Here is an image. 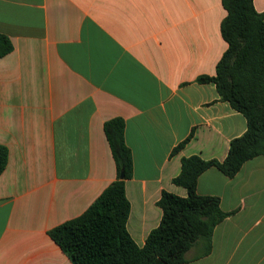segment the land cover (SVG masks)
Instances as JSON below:
<instances>
[{
    "label": "crops",
    "instance_id": "crops-1",
    "mask_svg": "<svg viewBox=\"0 0 264 264\" xmlns=\"http://www.w3.org/2000/svg\"><path fill=\"white\" fill-rule=\"evenodd\" d=\"M264 11V0H253ZM222 0H0V264H73L50 236L117 177L104 123L125 121L133 171L125 179L127 229L139 246L157 227L164 190L193 154L223 160L247 129L214 75L228 43ZM193 132L185 145L175 147ZM197 192L229 214L211 248L195 243L181 264H264V155L233 176L211 166Z\"/></svg>",
    "mask_w": 264,
    "mask_h": 264
},
{
    "label": "trees",
    "instance_id": "trees-1",
    "mask_svg": "<svg viewBox=\"0 0 264 264\" xmlns=\"http://www.w3.org/2000/svg\"><path fill=\"white\" fill-rule=\"evenodd\" d=\"M222 4L227 13L220 28L228 46L215 74L197 80L216 84L220 97L245 116L246 131L230 141L223 160L197 154L182 157L173 182L184 186L187 195L162 192L157 202L163 211L161 222L139 246L127 229L130 202L125 179L132 174L133 157L124 138L125 121L122 117L106 121L104 131L115 160L116 179L84 212L49 230L73 264H181L199 241L206 252L210 250L214 228L229 212L222 210L218 196L197 192L199 175L215 166L233 177L246 160L264 155V11L259 12L253 0H222ZM12 49L10 38L0 33V57ZM192 136L193 132L174 151ZM8 154V148L0 144V174Z\"/></svg>",
    "mask_w": 264,
    "mask_h": 264
},
{
    "label": "water",
    "instance_id": "water-1",
    "mask_svg": "<svg viewBox=\"0 0 264 264\" xmlns=\"http://www.w3.org/2000/svg\"><path fill=\"white\" fill-rule=\"evenodd\" d=\"M124 176V174H123V172L121 173V177H123Z\"/></svg>",
    "mask_w": 264,
    "mask_h": 264
}]
</instances>
